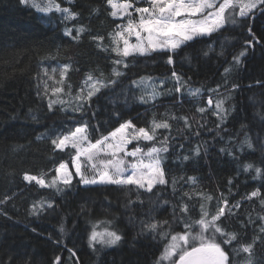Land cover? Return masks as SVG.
<instances>
[{
  "label": "trees",
  "instance_id": "obj_1",
  "mask_svg": "<svg viewBox=\"0 0 264 264\" xmlns=\"http://www.w3.org/2000/svg\"><path fill=\"white\" fill-rule=\"evenodd\" d=\"M62 7H71L78 17L67 22L59 13L42 14L20 0H0V264H53L56 256L62 264H157L171 235L185 232L182 221H198L201 204L214 215L218 203L223 206L222 195L229 206L240 203L221 218L225 232L237 233L240 242L259 236L261 200L246 197L257 188L264 194V180L254 179L255 168L264 167V12L258 9L238 26L190 41L174 54L129 57L124 68L113 64L120 57L111 51L109 34L120 21L108 15L106 0H74ZM80 27L84 31L74 39ZM66 28L72 35H65ZM249 28L256 38L251 46L246 43L253 39ZM98 35L104 41L92 39ZM242 51L245 55L235 63L233 57ZM169 55L173 65L167 64ZM113 67L124 75L112 76ZM173 71L186 85L181 93L175 91ZM88 73H103L117 83L94 95L84 112H76L74 97ZM141 78L143 85H152L146 92L160 93L158 99L141 102L142 86L132 85ZM54 88L62 91L54 94ZM188 88L200 92L193 96ZM50 100L65 103L49 110ZM221 101L222 120L213 115ZM201 107L208 111L200 113ZM129 120L150 134L154 122L170 125L155 129L154 141L140 142L145 151L168 147L160 153L168 182L151 193L135 185L83 186L77 176L61 190L25 181V174L50 178L61 162L71 165L75 152L56 149L52 139L57 134L87 121L93 143ZM164 137L169 139L162 144ZM247 164L254 167L245 172ZM38 202L40 210L33 214ZM184 204L187 214L181 212ZM154 222L159 227L149 230L146 225ZM94 225L97 231H116L118 244L89 247ZM199 231L193 225L191 234ZM238 246L236 241L222 245L229 253ZM252 259L264 264V241L255 244Z\"/></svg>",
  "mask_w": 264,
  "mask_h": 264
},
{
  "label": "snow or ice",
  "instance_id": "obj_2",
  "mask_svg": "<svg viewBox=\"0 0 264 264\" xmlns=\"http://www.w3.org/2000/svg\"><path fill=\"white\" fill-rule=\"evenodd\" d=\"M21 4L30 3V6L35 8L37 12L59 13L60 17L64 21H71L78 17V13L72 11L71 7H62L63 3L72 5L74 0H20ZM108 7L111 11L108 13L113 18H121L126 20V23L116 24V30L114 33H110L111 43L116 45L111 48V51L115 52L119 59H115L113 64L115 66L123 65L124 68L128 67L126 59L129 57L135 58L136 56H151L157 52L175 53L181 46L186 45L188 42L193 41L199 37L209 36L214 32L224 29L227 25H236L238 23L237 16L240 18H247L255 15V10L259 9L264 12V0H123L118 3L117 0H106ZM146 4L147 6L140 7L138 5ZM237 7L239 12H236ZM135 13V16H134ZM138 17V19L136 18ZM84 31L83 27L76 30L74 39L78 38L81 32ZM65 35H72V29L65 30ZM249 35L253 36L252 40L246 41L251 46L253 41L256 40L255 36L249 28ZM135 37V43L130 42L131 37ZM94 41H104L103 36L92 37ZM122 42L123 47H120ZM258 42V41H256ZM102 50L107 51L108 48L102 44H98ZM207 54V53H205ZM245 55V52H240L233 57L235 63H239L240 58ZM167 64L173 65V56L169 55ZM68 71V65H65L60 71V78L63 81L65 73ZM229 69H225L227 73ZM124 72L119 67H113L112 76L121 77ZM172 77L175 79V91L177 93L182 92V88L186 87L182 83V78L175 71L172 72ZM150 79V78H149ZM117 83V80L109 79L105 77L103 73L96 76L95 73L86 74L85 80L82 84L80 91L74 97L76 104L74 111L84 112V105L91 100V98L100 93L102 89L108 88L111 84ZM145 83L144 78L140 81H133V86H140ZM165 81H161L164 84ZM53 93H60L62 89L54 88ZM188 92L195 96L198 95L200 89L188 88ZM149 99H155V89L149 94ZM141 102L147 103V99L144 96L140 97ZM57 102L64 104L63 100H50L49 110H52L54 104ZM116 101L113 100V103ZM126 102V100H125ZM212 104L211 99L209 105ZM222 101L216 105V111L213 115H217L221 120L223 116L220 115L223 112L221 107ZM197 111L205 113L208 111L206 108H198ZM187 123V118L185 117ZM170 125L167 121L163 123H155L151 130H146L144 127L137 128L132 121H125L121 123L118 128L108 133L107 136H101L96 140L95 144L90 145L88 149H82L81 145L84 141L88 140L89 136V124L87 121L83 122L75 130H69L66 134H57L52 139V144L56 149L64 151L65 148L71 146L76 149V155L72 157V166L75 168V176L80 178V182L84 185L88 184H114V185H135L137 189H143L151 193L156 185H164L168 181L165 176L164 170L160 167V153L167 152L168 147H151L147 152H143L140 141H154L155 129L157 128H169ZM219 128V125H217ZM118 138V139H117ZM169 137H164L165 143ZM133 141L137 142V146L128 150V145ZM251 147V145H249ZM107 150H111L110 152ZM104 151L106 155H112L115 157L116 153L123 152L125 156L134 158L133 162H126L124 159L101 161V164L105 169H111V171H100L96 164H92V169L97 173L93 178L89 179L85 175V171L82 168H86V165H82L80 161L81 155H86L89 161H92L94 156ZM198 152V150H197ZM149 158V162H144V157ZM185 159H188L186 156ZM254 166L247 164L244 166V171L247 172ZM68 165L65 162H61L59 167L56 168L57 176L53 177L51 182L46 183L45 179L38 176H32L25 174V181H35L41 187H57V178L62 181L65 187H69L72 183L73 173L67 171ZM61 169H64V174L61 175ZM130 170V171H129ZM256 176L254 179L264 180V167L255 168ZM189 180L194 178L189 177ZM175 183V181H173ZM229 184L232 181L229 180ZM57 190L59 188L57 187ZM258 198L261 200L262 210H264V194L261 189L257 188L252 191L246 199L252 200ZM212 199V197H207ZM218 203L217 211L214 215L210 214L203 204H201V215L198 221L188 222L184 219L185 232L183 234L166 233L161 231L162 236L171 235V241L165 245V250L158 258L157 264H163V261L167 260L169 264H254L252 259L254 253V246L258 241H264V223L260 226V235L253 238L251 242H240V237L235 232H225L222 224V217H227L232 212V208H239L240 203L229 206V201L226 197L221 196ZM40 204L38 202L34 204L32 212L35 214L40 210ZM48 207H52L49 203ZM181 212L187 214L189 212V206L184 204L181 207ZM210 216V219L208 218ZM261 221H264V216L259 217ZM110 223V222H109ZM164 225H168V221H163ZM193 225H199L200 231L196 235H192ZM146 227L149 230H157L159 227L158 222L147 224ZM246 229L247 224L243 225ZM63 231V227H61ZM205 232H209V237L205 238ZM219 234L217 236L216 234ZM121 239V236L116 231L108 230L104 228L103 231H97L96 226H93V231L89 235V247H93L94 244L111 245L117 243ZM199 240L198 246L191 243V241ZM183 241V245H181ZM234 241L238 242L239 246L233 253H229L222 245H231ZM179 249V251H177ZM71 256H75V252L69 249ZM242 254H248L243 256ZM174 255L179 256V260L172 259ZM53 264H62L61 257L56 256Z\"/></svg>",
  "mask_w": 264,
  "mask_h": 264
},
{
  "label": "rangeland",
  "instance_id": "obj_3",
  "mask_svg": "<svg viewBox=\"0 0 264 264\" xmlns=\"http://www.w3.org/2000/svg\"><path fill=\"white\" fill-rule=\"evenodd\" d=\"M117 2L118 3H120V2H123V0H117ZM29 5H30V3H28ZM138 6H140V7H144V6H147L146 4H140V5H138ZM35 9V8H34ZM36 10V9H35ZM258 10V9H257ZM257 10H255V11H257ZM236 12L238 13L239 12V8L237 7V9H236ZM40 13V12H39ZM43 14V13H42ZM49 14V13H48ZM134 16H135V13H134ZM137 19H138V17H136ZM114 19H118L119 21H120V23H126V20H122L121 18H114ZM241 19H244V18H240L239 16H237V20H238V23L236 24V25H227V26H225V27H236V26H238L239 24H240V20ZM67 22H70V21H67ZM222 30V29H221ZM220 31V30H219ZM218 32V31H217ZM215 33V32H214ZM203 37H207V36H203ZM199 38H201V37H199ZM195 40V39H194ZM130 42H132V43H135V37L133 36V37H131L130 38ZM116 45H114V47H115ZM120 47L122 48L123 47V44H122V42L120 43ZM151 82V81H150ZM142 86V96H144L145 98H147V101H154V100H156V99H158L159 97H160V93L158 92H155V99H149L148 97H149V94L150 93H152L151 91H150V93H148V92H146V90L147 89H150L151 90V87H152V85L150 84L149 86H147L146 84L145 85H140V87ZM136 87H138V86H136ZM208 104H209V100H208ZM209 106H211V105H209ZM68 107V106H67ZM69 108V107H68ZM107 136V135H106ZM118 139V138H117ZM140 142H144V141H140ZM139 142V143H140ZM91 144H95V142H93V143H91L89 140H86V141H84L83 143H82V145H81V148L82 149H88L89 151H94V150H92V149H90V145ZM133 144H136V145H133ZM137 146V142L136 141H133L131 144H129L128 145V150H131L132 148H135ZM67 148H70V149H72L73 150V152H75V155H76V149L75 148H72L71 146H69V147H67ZM66 149V148H65ZM143 150V149H142ZM107 151H111V150H107ZM148 150H143V152H147ZM74 155V156H75ZM118 160V159H124L126 162H133L134 161V158L133 157H130V156H125L124 155V153L123 152H120V153H116V155H115V157H113L112 155H106L105 154V152L104 151H100V152H98L95 156H94V158H93V160L92 161H89L88 159H87V156L86 155H81V157H80V163L82 164V165H86L87 167L86 168H82V170H84L85 171V175L87 176V178H89V179H91V178H93V176L94 175H96L97 173L95 172V170H93L92 169V164L94 163V164H96L97 165V168H99V170L100 171H105V170H108V171H111V169L109 168V169H105L104 167H103V165L101 164V161H108V160ZM71 161H72V159H71ZM144 162L145 163H148L149 162V158L148 157H144ZM71 166V167H70ZM68 165V168H67V171H69V172H71V173H73V177L75 176L74 174H75V168L72 166V162H71V165ZM59 167V166H58ZM160 167H161V162H160ZM64 169H61V175H63L64 174ZM130 171V170H129ZM57 176V173H56V169H55V175H53V176H51L50 178H43V179H45V181H46V183H48V182H51L52 181V179H53V177H56ZM78 177V176H77ZM79 178V177H78ZM80 179V178H79ZM27 183H29V184H31V183H34V184H37L35 181H31V182H29V181H27ZM39 187H41L39 184H37ZM83 186H95V185H114V184H88V185H84V184H82ZM118 186H120V185H118ZM57 187L59 188V190H61L63 187H64V185H63V183H62V181H60L59 180V178H57ZM57 187H52V188H50V189H55V190H57ZM41 188H47V187H41ZM104 229H102V230H99V231H103ZM171 241V240H170ZM169 241V242H170ZM168 242V243H169ZM167 243V244H168ZM181 243V245L182 246H184L183 245V241H181L180 242ZM116 244H118V242L117 243H115V244H111V245H100V244H96V245H99L100 247H105V248H112V247H115L116 246ZM199 245V244H198ZM197 245V246H198ZM165 250V249H164ZM177 251H179V249H177ZM172 259H174V260H176V261H178L179 260V256L178 255H174L173 257H172ZM165 264H169V262L167 261V260H165V261H163Z\"/></svg>",
  "mask_w": 264,
  "mask_h": 264
},
{
  "label": "bare ground",
  "instance_id": "obj_4",
  "mask_svg": "<svg viewBox=\"0 0 264 264\" xmlns=\"http://www.w3.org/2000/svg\"><path fill=\"white\" fill-rule=\"evenodd\" d=\"M236 74V73H235ZM211 136V135H210Z\"/></svg>",
  "mask_w": 264,
  "mask_h": 264
}]
</instances>
